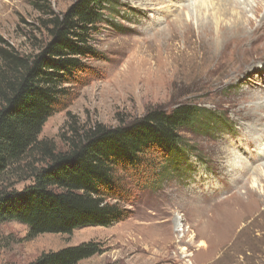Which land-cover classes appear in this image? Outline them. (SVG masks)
Here are the masks:
<instances>
[{
	"label": "rangeland",
	"instance_id": "obj_1",
	"mask_svg": "<svg viewBox=\"0 0 264 264\" xmlns=\"http://www.w3.org/2000/svg\"><path fill=\"white\" fill-rule=\"evenodd\" d=\"M78 1L0 0V36L22 52H37L49 40L44 24L50 15L37 9L35 3H46L49 10L61 15ZM201 1L106 0L103 19L90 41L99 55L86 59L92 67L87 83L78 86L76 98L66 109L48 118L39 138L63 148L61 136L74 122L117 126L118 117L130 121L150 108L171 111L179 104L215 111L221 115L220 124L207 132L183 130L191 152L179 170L158 166L161 158L149 156L147 160L157 168L147 165L139 175L123 173L122 185L129 195L128 202L122 204L130 210L123 221L33 238L28 237L29 228L23 223L0 222V264H30L43 253L85 242H96L103 251L78 264H264L261 183L253 182L252 176L244 183L216 179L227 170L225 158L215 152L221 146V152L223 148L227 151L224 155L247 159L254 167L259 163L257 154L255 158L244 155V142L232 147L227 140H241V124L235 114L246 116L239 105L231 106V99H237L249 84L264 91V60L256 69L230 80L224 76L227 70L223 64L212 71V66L203 62L201 50L188 46L175 24L168 26L167 22L183 7L192 8ZM249 1L248 6L242 3L237 10L246 9L252 16L250 8L256 2ZM207 11L205 15L212 12ZM195 13L190 9L193 40L200 34V17ZM260 31H264L263 26ZM249 44L251 41L243 43ZM166 66L170 68L163 73ZM244 149L250 151L246 142ZM258 175L264 177V168L254 175L256 179ZM17 178L8 177L0 189L21 190L29 183ZM251 190L256 194L246 199ZM177 218L183 231L177 230Z\"/></svg>",
	"mask_w": 264,
	"mask_h": 264
},
{
	"label": "trees",
	"instance_id": "obj_2",
	"mask_svg": "<svg viewBox=\"0 0 264 264\" xmlns=\"http://www.w3.org/2000/svg\"><path fill=\"white\" fill-rule=\"evenodd\" d=\"M105 1L79 0L61 15L36 2L50 15L44 24L49 40L37 52H22L0 36V183L10 176L29 181L21 190L0 189V222L27 225L29 238L125 220L130 210L122 203L129 194L122 174L152 167L149 156L179 170L191 152L183 130L207 132L222 121L215 111L179 104L171 111L150 108L130 121L118 117L117 126L74 122L61 136L63 148L39 138L48 118L87 83L92 67L86 59L99 55L90 41ZM102 251L85 242L43 253L30 264H78Z\"/></svg>",
	"mask_w": 264,
	"mask_h": 264
},
{
	"label": "bare ground",
	"instance_id": "obj_3",
	"mask_svg": "<svg viewBox=\"0 0 264 264\" xmlns=\"http://www.w3.org/2000/svg\"><path fill=\"white\" fill-rule=\"evenodd\" d=\"M154 1L158 2V0H147L148 3ZM249 2V0H204L198 4H193L192 8L183 7L184 10L182 12H178L171 20L168 19V26L175 24L177 30L183 34L185 43H188V46L196 47L197 50H201L203 62L210 64L212 66V71H214L219 64H223L225 70H227L224 76L230 80L234 76L238 77L243 72H249L252 68L256 69L258 63L264 60V31H260L262 26L264 29V0H255L256 4L250 8L252 16L247 15L246 9L237 10L240 4L243 3L248 6ZM166 8H168L167 12H170V7L167 6ZM190 9L194 10L197 16L200 17L198 22L200 34L195 40H193V23L189 19L191 16ZM208 9H211L212 12L205 15ZM162 32H164V30ZM174 33L175 32L170 33L171 36H173ZM163 34L165 35L166 33ZM164 37L169 39V37ZM247 41H251V44L244 46L243 43ZM167 66L163 73H166V71L168 72L170 67L167 68ZM257 88V86L249 84L248 88H243L240 91L237 99H231V106L239 105L241 108L240 110L243 111V114L246 116L235 114L241 124L239 132L241 140L233 139L227 140V142L232 147L235 146V144L240 146L241 142H244V144L246 142L250 151H246L243 144L242 148L244 155L255 158L254 155L257 154L259 163L254 167L249 164L247 159L246 161H240L237 159L238 157L234 158L231 154L224 155L227 151L225 152L222 147L223 152H221L220 146L218 147L219 151L215 150V152L217 155H221L220 157L222 159L225 158L223 166L226 168V174H228L230 178L225 174L224 176L218 175L216 179L231 180L239 183L243 181L244 183V181L247 179L249 180L250 176H252L253 182L258 180V182L261 183L260 187L264 190V177L258 175L259 177L257 176L256 179V176H254L264 168L262 161L264 160V91H260ZM262 166L263 168H261ZM248 176L249 178H247ZM255 194L256 192L251 190V192L247 194L246 199ZM194 202L195 199L192 204H194ZM194 206L191 207L195 208ZM195 209L193 210L195 211ZM201 211L202 209L197 210L196 214L199 215ZM181 226L180 218H177L176 227L178 231L184 230Z\"/></svg>",
	"mask_w": 264,
	"mask_h": 264
}]
</instances>
